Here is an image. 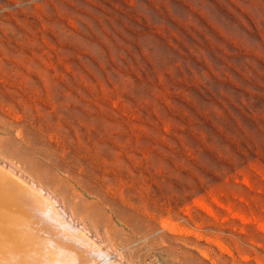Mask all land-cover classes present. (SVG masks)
<instances>
[{
	"label": "rangeland",
	"instance_id": "rangeland-1",
	"mask_svg": "<svg viewBox=\"0 0 264 264\" xmlns=\"http://www.w3.org/2000/svg\"><path fill=\"white\" fill-rule=\"evenodd\" d=\"M0 173L112 264H264V0H0Z\"/></svg>",
	"mask_w": 264,
	"mask_h": 264
},
{
	"label": "bare ground",
	"instance_id": "bare-ground-1",
	"mask_svg": "<svg viewBox=\"0 0 264 264\" xmlns=\"http://www.w3.org/2000/svg\"><path fill=\"white\" fill-rule=\"evenodd\" d=\"M51 204L0 173V264H48L52 259L57 264L116 262H108L110 257L73 229L64 219L65 213ZM45 207L52 210V220L38 215Z\"/></svg>",
	"mask_w": 264,
	"mask_h": 264
},
{
	"label": "clouds",
	"instance_id": "clouds-1",
	"mask_svg": "<svg viewBox=\"0 0 264 264\" xmlns=\"http://www.w3.org/2000/svg\"><path fill=\"white\" fill-rule=\"evenodd\" d=\"M38 215H40L41 217L45 218V219H49L52 220L53 219V213L52 210L50 208H42L41 210H38ZM48 264H57V262L52 259L48 262Z\"/></svg>",
	"mask_w": 264,
	"mask_h": 264
}]
</instances>
